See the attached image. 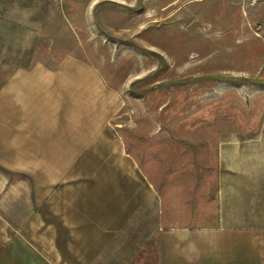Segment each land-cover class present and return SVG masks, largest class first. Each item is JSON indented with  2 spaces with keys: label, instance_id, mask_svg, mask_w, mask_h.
Segmentation results:
<instances>
[{
  "label": "rangeland",
  "instance_id": "rangeland-1",
  "mask_svg": "<svg viewBox=\"0 0 264 264\" xmlns=\"http://www.w3.org/2000/svg\"><path fill=\"white\" fill-rule=\"evenodd\" d=\"M69 55L116 91L110 122L151 180V236L159 209L178 210L263 249L264 0H0V83Z\"/></svg>",
  "mask_w": 264,
  "mask_h": 264
},
{
  "label": "crops",
  "instance_id": "crops-1",
  "mask_svg": "<svg viewBox=\"0 0 264 264\" xmlns=\"http://www.w3.org/2000/svg\"><path fill=\"white\" fill-rule=\"evenodd\" d=\"M117 99L73 55L1 81L0 264H264L263 240L200 234L211 226L178 210L159 209L151 236V180L110 122Z\"/></svg>",
  "mask_w": 264,
  "mask_h": 264
}]
</instances>
